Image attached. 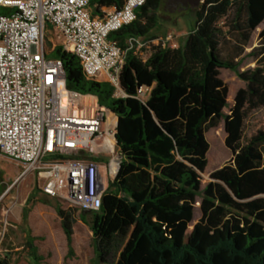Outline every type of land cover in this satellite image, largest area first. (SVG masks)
<instances>
[{"label":"trees","instance_id":"16d2710c","mask_svg":"<svg viewBox=\"0 0 264 264\" xmlns=\"http://www.w3.org/2000/svg\"><path fill=\"white\" fill-rule=\"evenodd\" d=\"M123 2L91 0L90 14L102 17L101 7L119 9ZM161 3L144 0L136 19L108 36L124 52V97H113L106 82L87 80L78 59L60 46L50 53L62 62L67 89L96 96L117 121L119 169L108 179L99 210L81 211L79 219L91 232L100 264L112 255L111 264H264V166L258 148L264 142V53L244 71L218 54L223 28L249 33L264 21V0H202L188 34L174 47L152 37L143 59L135 41L158 26ZM259 38L264 49V27ZM220 69L243 82L227 115L228 88ZM140 87L149 88L144 100L137 98ZM222 117L232 158L202 188L206 131ZM197 200L200 217L190 228ZM56 212L69 240L73 215L58 206ZM0 264H11L9 257L0 256Z\"/></svg>","mask_w":264,"mask_h":264},{"label":"built area","instance_id":"2783aa9c","mask_svg":"<svg viewBox=\"0 0 264 264\" xmlns=\"http://www.w3.org/2000/svg\"><path fill=\"white\" fill-rule=\"evenodd\" d=\"M143 4L124 0L93 17L90 0H0V157L35 174L43 195L79 211L99 210L119 169L117 121L96 96L67 89L62 62L50 53L60 46L74 55L85 78L108 83L116 97L124 52L108 36ZM47 28L60 39L49 52ZM148 93L140 87L137 98Z\"/></svg>","mask_w":264,"mask_h":264},{"label":"rangeland","instance_id":"374dc122","mask_svg":"<svg viewBox=\"0 0 264 264\" xmlns=\"http://www.w3.org/2000/svg\"><path fill=\"white\" fill-rule=\"evenodd\" d=\"M172 2L175 0H171ZM179 5L163 2L159 10V24L152 30L154 37L165 41L168 46H176L184 32L190 28V14L186 12L178 17ZM221 25L224 20H221ZM264 21L252 32L237 34L223 28L218 54L222 60L239 63L238 70L252 68L262 58L264 49L259 33ZM45 50L49 52L53 45L60 43L59 36L50 28L46 29ZM140 54L146 57L154 42L150 39L141 41ZM219 75L227 85V106L223 114H229V108L238 89L243 82L233 71L220 69ZM123 92H117L120 97ZM260 116V111L254 117ZM223 117L209 127L206 139L209 149L206 155L207 166L199 173L202 188L210 181L209 175L228 163L232 154L224 146ZM264 166V142L259 146ZM116 154V148H114ZM43 182L32 172H25L16 163L0 157V256H8L11 264H100L97 261L96 245L86 224L79 219L81 211L70 207L57 199L43 195L37 191L35 197L28 201L33 188H40ZM73 215L71 237L67 240L61 219L56 207ZM199 200L195 203L191 226L199 219ZM117 241L114 253L119 247ZM113 255L106 264H111Z\"/></svg>","mask_w":264,"mask_h":264},{"label":"crops","instance_id":"0c3cea01","mask_svg":"<svg viewBox=\"0 0 264 264\" xmlns=\"http://www.w3.org/2000/svg\"><path fill=\"white\" fill-rule=\"evenodd\" d=\"M91 1V0H90ZM167 2V4H171V5H179L180 4V8H179V10H177L178 11V13H179V15H178V17H180V16H182V15H184L186 12H188L189 14H190V16H189V20H190V28L189 29H187L185 32H184V34H183V36H182V39L188 34V32L190 31V29H191V27L193 26V24H194V10H195V8L198 6V4L202 1V0H175V1H171V0H162V3H161V6H162V4H163V2ZM161 8V7H160ZM115 9V7H113V6H111V7H101L100 9H99V13H101L102 15H104L105 13H107V12H110V11H112V10H114ZM92 10V8L90 7L89 8V11H91ZM155 29V28H154ZM153 29V30H154ZM152 37H154V35L152 34V31L145 37V38H138L135 42L136 43H139V45L140 46H142L143 45V43H141V41H143L144 40V42H145V40H148V39H151ZM181 39V40H182ZM180 40V41H181ZM131 42H132V39H128L127 40V44L128 45H130L131 44ZM141 55V54H140ZM143 59H145L146 57H143V56H141ZM40 191V190H39Z\"/></svg>","mask_w":264,"mask_h":264}]
</instances>
